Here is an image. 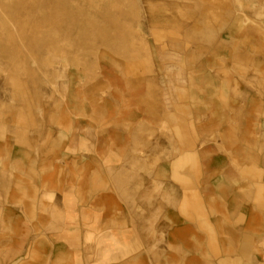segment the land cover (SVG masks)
I'll use <instances>...</instances> for the list:
<instances>
[{"label":"crops","instance_id":"0c3cea01","mask_svg":"<svg viewBox=\"0 0 264 264\" xmlns=\"http://www.w3.org/2000/svg\"><path fill=\"white\" fill-rule=\"evenodd\" d=\"M239 39L199 78L223 137L196 161L194 115L163 139L177 122L142 96L0 142V264H264V40Z\"/></svg>","mask_w":264,"mask_h":264},{"label":"rangeland","instance_id":"374dc122","mask_svg":"<svg viewBox=\"0 0 264 264\" xmlns=\"http://www.w3.org/2000/svg\"><path fill=\"white\" fill-rule=\"evenodd\" d=\"M242 35L264 40V0H0V142L41 141L60 108L121 111L142 96L177 122L163 139L180 143L194 115L196 161L198 140L223 137L199 78Z\"/></svg>","mask_w":264,"mask_h":264}]
</instances>
